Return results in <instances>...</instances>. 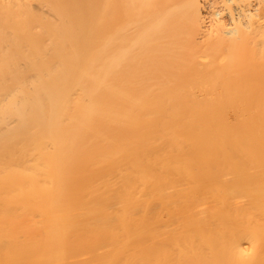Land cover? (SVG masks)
Here are the masks:
<instances>
[{
  "label": "bare ground",
  "instance_id": "1",
  "mask_svg": "<svg viewBox=\"0 0 264 264\" xmlns=\"http://www.w3.org/2000/svg\"><path fill=\"white\" fill-rule=\"evenodd\" d=\"M0 264H264V0H0Z\"/></svg>",
  "mask_w": 264,
  "mask_h": 264
},
{
  "label": "rangeland",
  "instance_id": "2",
  "mask_svg": "<svg viewBox=\"0 0 264 264\" xmlns=\"http://www.w3.org/2000/svg\"><path fill=\"white\" fill-rule=\"evenodd\" d=\"M234 13H235V12H234ZM216 18H218L219 20H220V19L222 20V18H220V16H219V17L216 16ZM224 18H225L226 20H225ZM223 19H224L225 21L222 20V22L224 21L223 23H225V26L228 25L226 29H229V25H230V24H231L230 27H232V23H230V21H228L229 18H227V17L225 16V17H223ZM229 20H230V19H229ZM209 21H210V20L206 21V23L209 22ZM207 24H208V25H207ZM207 24H205V27H206V25H207L208 28H209L210 23H207Z\"/></svg>",
  "mask_w": 264,
  "mask_h": 264
}]
</instances>
